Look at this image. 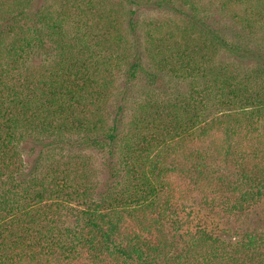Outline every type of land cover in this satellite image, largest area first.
Returning <instances> with one entry per match:
<instances>
[{"label": "trees", "instance_id": "16d2710c", "mask_svg": "<svg viewBox=\"0 0 264 264\" xmlns=\"http://www.w3.org/2000/svg\"><path fill=\"white\" fill-rule=\"evenodd\" d=\"M0 264H264V0H0Z\"/></svg>", "mask_w": 264, "mask_h": 264}, {"label": "rangeland", "instance_id": "374dc122", "mask_svg": "<svg viewBox=\"0 0 264 264\" xmlns=\"http://www.w3.org/2000/svg\"><path fill=\"white\" fill-rule=\"evenodd\" d=\"M208 1V0H207ZM214 5V4H213ZM209 9L213 10L214 6L210 7ZM138 25H139V34L143 35L144 31L148 29L150 26L149 24L153 21H161L163 23L168 21H174L176 24H184V21L182 17L177 15L176 13L169 12V11H162V10H141L138 15ZM224 22H226L225 19H223ZM186 85V84H185ZM125 124L129 122V114L125 117L124 120ZM89 155H91L94 163V168L97 172V182L100 185V183L103 181V169H102V163H103V156L99 152H88ZM30 154V151L28 148L24 150V155L27 156ZM181 182V180L179 181Z\"/></svg>", "mask_w": 264, "mask_h": 264}]
</instances>
